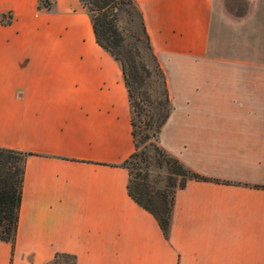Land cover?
Returning <instances> with one entry per match:
<instances>
[{"label": "crops", "instance_id": "1", "mask_svg": "<svg viewBox=\"0 0 264 264\" xmlns=\"http://www.w3.org/2000/svg\"><path fill=\"white\" fill-rule=\"evenodd\" d=\"M50 1L0 0V146L28 152L0 264H264V0H134L171 104L158 144L219 179L177 189L168 237L128 193L121 63L81 0Z\"/></svg>", "mask_w": 264, "mask_h": 264}, {"label": "trees", "instance_id": "2", "mask_svg": "<svg viewBox=\"0 0 264 264\" xmlns=\"http://www.w3.org/2000/svg\"><path fill=\"white\" fill-rule=\"evenodd\" d=\"M81 1L89 12L96 41L109 50L121 63L125 84L128 89L131 111L134 110L140 113L146 109L147 104H152V108L155 109V112L149 113V122L147 124L152 128L153 135L157 137L162 124L170 112L171 104L165 75L151 47L141 10L134 0ZM124 12H134L136 14L138 24L146 39V44L152 51L155 66L161 77L162 98L156 99L154 102L149 99L147 90L142 88L146 85V77L149 75V70L143 62L136 58V55L139 54L137 47H126L125 45L124 27L119 24L121 15ZM131 121L132 125H134L132 114ZM132 133L135 148L130 156L122 162L129 172L128 193L139 205L154 215L163 235L168 237L171 212L177 189L182 188L189 179L216 181H219V179L204 176L194 171L158 144L154 146L156 151L154 155L155 161L158 165L166 168L168 176L161 187H154L150 183L147 170L151 156L143 149H138L139 144L135 141L136 132L134 128ZM27 154L28 152L0 146V239L10 241L12 244L15 239L19 218L24 162ZM130 157H135L134 166L142 165L144 168L143 172L132 171V168L127 165ZM43 264H75V256L68 252H56L50 261Z\"/></svg>", "mask_w": 264, "mask_h": 264}, {"label": "rangeland", "instance_id": "3", "mask_svg": "<svg viewBox=\"0 0 264 264\" xmlns=\"http://www.w3.org/2000/svg\"><path fill=\"white\" fill-rule=\"evenodd\" d=\"M123 1V0H121ZM237 3H240V0H235ZM39 7L49 8L51 7L50 0H38ZM121 21L119 24L124 27L125 45L126 47L135 46L139 52L136 55V58L143 62L147 69L149 70V75L146 77V85L142 88L147 90L149 99L153 100L162 98V83L159 72L155 66V61L152 56V51L146 44V39L141 31V27L138 24V19L134 12L128 13L124 12L121 15ZM9 17L6 15L2 17L3 22H8ZM142 70V69H140ZM152 104H147L146 109L142 112L132 111L133 118V128L135 129V141L139 144L138 149H143L147 152L150 157V165L147 168L150 177V183L154 187H161L168 176V171L162 165H158L155 161L156 151L154 149L155 145H158L157 137L153 135L152 128L149 127V113L155 112V109L152 108ZM146 112V113H145ZM135 157H130L127 161V165L132 168L133 172L142 171L144 168L141 166H134L133 161ZM142 164V163H141ZM178 178V177H177ZM70 261V259H69Z\"/></svg>", "mask_w": 264, "mask_h": 264}]
</instances>
